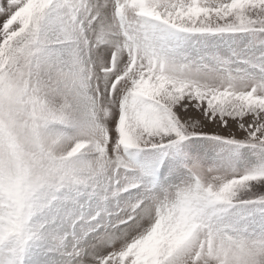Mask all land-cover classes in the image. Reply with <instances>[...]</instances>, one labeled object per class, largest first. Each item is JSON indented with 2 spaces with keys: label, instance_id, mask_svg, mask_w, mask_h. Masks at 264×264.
<instances>
[{
  "label": "snow or ice",
  "instance_id": "1",
  "mask_svg": "<svg viewBox=\"0 0 264 264\" xmlns=\"http://www.w3.org/2000/svg\"><path fill=\"white\" fill-rule=\"evenodd\" d=\"M0 264H264V0H0Z\"/></svg>",
  "mask_w": 264,
  "mask_h": 264
}]
</instances>
